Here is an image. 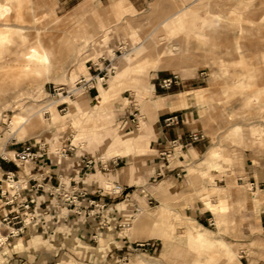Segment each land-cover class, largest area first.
I'll return each mask as SVG.
<instances>
[{"label":"rangeland","instance_id":"rangeland-1","mask_svg":"<svg viewBox=\"0 0 264 264\" xmlns=\"http://www.w3.org/2000/svg\"><path fill=\"white\" fill-rule=\"evenodd\" d=\"M0 3L12 8L0 19V32L10 29L0 44V157L25 141L50 152L71 142L75 182L82 154L123 158L116 176L92 171L84 185L61 174L68 190L123 191L108 207L86 200L69 218L63 209L50 238H9L0 264H264V0ZM40 44L52 49L49 70L28 62ZM91 62H110L114 73L70 95L78 79L96 74ZM173 75L182 84L162 90ZM167 104L192 112L204 136L188 151L151 148ZM122 120L138 130L129 134ZM148 125L153 134L139 154L134 138L145 142ZM4 166L0 159V177ZM6 234L0 226V240ZM22 243L27 249L15 253Z\"/></svg>","mask_w":264,"mask_h":264},{"label":"built area","instance_id":"built-area-1","mask_svg":"<svg viewBox=\"0 0 264 264\" xmlns=\"http://www.w3.org/2000/svg\"><path fill=\"white\" fill-rule=\"evenodd\" d=\"M101 60L105 61L104 59ZM87 70L88 72L94 71L96 74L89 75L88 79L84 77L78 79L75 82V87H78L70 91V95L85 88L87 83H90L88 90L92 89L93 84H97L98 81L100 84H104L115 69L110 62L106 67H101L97 62H91ZM181 84L182 80L173 75L162 79L159 87L162 90H170L179 87ZM178 120L177 115L170 116L165 119V125L169 126ZM203 139L204 136L201 133H193L189 136L188 144L183 145L177 141H172L170 148L182 151ZM11 145L13 147L10 151L11 155L0 157L4 163L12 166L11 170L3 171L0 177V226L7 231L5 241L0 240V246L9 238L22 240L33 235L50 238L61 219L60 215L63 209L68 210L65 218H69L75 214L80 215L81 208H84L85 204L94 206V208L105 207L104 204L100 205L98 200H88L86 191H78L74 187L68 190L69 187H64L66 184L61 183L63 178L56 179L58 181L57 187L50 184L53 169L65 161L72 151L71 143L68 146H61L54 152H50L49 146L41 140ZM52 160L55 162V166L52 164ZM85 161V169H88L91 163L88 160ZM68 182L70 186L72 181L69 180ZM73 183L78 184V182ZM122 191L121 186L115 185L110 190L109 196H118ZM78 197H82L80 200L82 202L77 201ZM51 211L54 212L53 216L50 214ZM59 211L60 214H57ZM50 218L54 219L55 222L49 220Z\"/></svg>","mask_w":264,"mask_h":264},{"label":"crops","instance_id":"crops-1","mask_svg":"<svg viewBox=\"0 0 264 264\" xmlns=\"http://www.w3.org/2000/svg\"><path fill=\"white\" fill-rule=\"evenodd\" d=\"M132 1H133V3H138L141 0H132ZM122 3H124V2H122ZM107 98L108 97L103 96L101 109L103 108L104 101ZM183 110L184 109L173 110L171 107V104H167L163 108H160L157 110V112H158L157 118L153 123L154 128H155V132H156L154 134H156L157 137H156V141L152 142L154 147L151 144L152 149H155L156 151H158L159 149H169L171 147L172 141H177L183 145L188 144V142L190 141L189 136L193 133H199L198 131H196V129L193 126L194 121H195L193 113L192 112H189V113L188 112H182ZM174 115H177L179 120L176 123H173L169 126H166L165 125V119L169 118L170 116H174ZM119 125H120L119 127H121L122 129H127L129 134H131L135 130H138V128H139V125H136V126L131 125L124 120H122L119 123ZM148 126L150 129V135H149V138L145 142H142V143L140 142L139 144H137V141H135V138H134L135 152H137L139 154L146 152L148 150V144H149L150 138L153 134L152 133V129H153L152 125H148ZM196 144L197 143L192 144V146L190 148H192L193 145H196ZM64 145L68 146V144H64ZM71 146L73 147L72 151L68 154L66 160L63 161L60 165L55 166L54 165L55 162L52 160L53 161L52 164L55 166V168L53 169V175L51 177L50 184L52 183L53 180L56 181L57 178H59V179L62 178L61 174H65V173L68 176H70L72 182H75V180H73L74 178L71 177L73 175V172H72L73 171L72 170L73 169V166H72L73 163L71 164L70 161H73L77 156L76 157L72 156V154H74L73 152H76V150H75V147L72 145V143H71ZM185 150L188 151V148ZM75 155H76V153H75ZM70 156H72V158H70ZM79 157H80V160H79L78 166L81 167L80 171H82V173L80 174L78 171L77 175L79 176V174H80L82 176V180L78 181V184L80 182L82 185H84L83 176H87L88 173L91 174L92 171H94L96 173L98 171L99 175L103 174L102 176H109L112 173H114L113 177L116 176L115 172H117V170L115 169V167L118 165V160L123 159L119 155H116V156H113L110 158L105 156L106 161H103V159L101 158V155L93 156V155L88 154V153L82 154ZM117 157H119V158H117ZM85 160H88L91 163L89 165L88 169H85V165H86ZM11 167H12L11 165L10 166H4V169L1 171V175H2L3 171L11 170L12 169ZM115 181H117V180L115 179ZM82 191H86L88 193L87 199H90V197L92 196V197L98 198L99 203L104 204L105 207L109 206V204H110L109 192H105L104 189L99 188V187H86V188H83ZM49 220H52V219L50 218ZM52 221L55 222L54 219ZM199 226H202V225H199ZM22 240L18 239L17 241L21 242ZM19 248H20V251H18V253L23 252L24 250L27 249V247H25L23 245V243H22V245L21 244L19 245Z\"/></svg>","mask_w":264,"mask_h":264},{"label":"bare ground","instance_id":"bare-ground-1","mask_svg":"<svg viewBox=\"0 0 264 264\" xmlns=\"http://www.w3.org/2000/svg\"><path fill=\"white\" fill-rule=\"evenodd\" d=\"M12 12V8L10 6H6V5H2L0 3V19L3 20L7 15H9L10 13ZM9 31L10 29H7V30H3L0 32V44H3V43H6L8 41H10V36H9ZM18 31V30H17ZM20 31V30H19ZM67 43V42H66ZM41 45V44H40ZM42 47V51L38 50V49H33L32 52H30V54L28 55V62H33L34 64H36L39 68H44L46 70H49L50 69V58H51V55H52V49H49V48H46L44 47L43 45H41ZM33 65V64H32ZM27 66V64H26ZM29 66V65H28ZM37 68V67H36ZM34 67V69H36ZM38 71V70H37ZM40 71V70H39ZM98 85L100 84V82L98 81L97 83ZM23 95H19L18 97V102L20 103V101H22L24 99V96L22 97ZM28 97V96H27ZM17 98V97H16ZM30 98V97H29ZM28 98V99H29ZM17 103V102H16ZM13 104V103H12ZM52 104V103H51ZM85 103L82 101V102H78L76 103L75 105V111H80V109H82L83 105ZM50 106V105H49ZM49 108V107H48ZM52 108V107H51ZM78 111V112H79ZM30 112V111H29ZM41 112V111H40ZM43 112V111H42ZM46 112V111H45ZM40 114V113H39ZM36 117V116H35ZM34 117V118H35ZM54 118H55V121L59 119V116L56 115V113L54 112ZM61 118V117H60ZM32 121V118H28V119H24L22 117H20V121L18 122V124H25L27 125L28 123H30ZM17 122V121H16ZM29 125V124H28ZM6 154H4V156H6ZM112 190V188H111ZM106 191V190H105ZM41 236L40 235H36L34 236L33 238H40ZM6 238V237H5ZM5 238L2 239L1 241H5ZM197 239H201V236H196ZM16 240H18L17 238H14L13 241L15 242ZM15 253H18V252H15ZM138 264H141V263H138Z\"/></svg>","mask_w":264,"mask_h":264}]
</instances>
